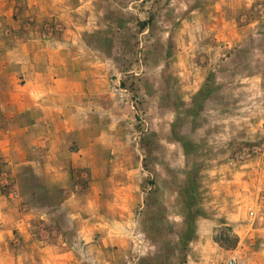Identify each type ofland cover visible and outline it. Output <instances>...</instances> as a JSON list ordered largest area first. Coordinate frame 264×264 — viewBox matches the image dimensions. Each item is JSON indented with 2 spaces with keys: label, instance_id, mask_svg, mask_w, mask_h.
<instances>
[{
  "label": "rangeland",
  "instance_id": "1",
  "mask_svg": "<svg viewBox=\"0 0 264 264\" xmlns=\"http://www.w3.org/2000/svg\"><path fill=\"white\" fill-rule=\"evenodd\" d=\"M0 264H264V0H0Z\"/></svg>",
  "mask_w": 264,
  "mask_h": 264
},
{
  "label": "crops",
  "instance_id": "2",
  "mask_svg": "<svg viewBox=\"0 0 264 264\" xmlns=\"http://www.w3.org/2000/svg\"><path fill=\"white\" fill-rule=\"evenodd\" d=\"M58 64L60 63H56L54 60H51L50 62L45 61L42 65L37 64V62L35 63V65H33L32 67L34 68V73H33V77L37 78L36 80V84H38L39 80L41 79V85L40 87H42V91L40 92H30L32 89H30V95H27V102L32 104L33 106H40L43 114L40 116V120L45 121V123H47L49 126H51L53 129H56L57 126L56 124H60L62 123V125H67L68 129H69V125L73 124V120L74 123L77 122V115L71 113L75 106L73 104V101H75L76 98V90H77V83L69 80L68 79H63L64 80V84H62V81L60 78H55V71L58 68ZM37 70H40L41 73L37 72ZM47 70H50V72H53V76L52 78H48V80H46V76L47 74L45 72H47ZM54 83H59L60 87L57 89L55 86L51 85ZM61 85H63V88L61 87ZM47 91V94L44 95L42 92ZM52 91L55 93H60L59 97H55L51 94H49L48 92ZM65 91V93H63ZM70 111V113H68ZM75 118V119H74ZM64 123V124H63ZM65 125V127H66ZM28 129H25V131H27ZM77 129H69L68 131H75ZM51 132V131H50ZM204 228L203 233H202V239L201 241H194L192 243V249L195 250L196 252V248L197 246H203L202 250L200 252H203L201 254V260H210L211 261V248H213L214 251V256L217 257L218 255V259H220L222 256V252L220 250V248H216L215 246V242H214V238H213V231H214V226H212L211 224L208 225H203L202 226ZM201 231V230H200ZM206 246H208L206 248ZM196 247V248H195ZM199 252V251H198ZM199 255V254H197Z\"/></svg>",
  "mask_w": 264,
  "mask_h": 264
},
{
  "label": "trees",
  "instance_id": "3",
  "mask_svg": "<svg viewBox=\"0 0 264 264\" xmlns=\"http://www.w3.org/2000/svg\"><path fill=\"white\" fill-rule=\"evenodd\" d=\"M235 237H236V236H235ZM216 241H217L218 244H220V246H221L222 248H225V249H232V248H234V245H235L236 243H238V239H237V237L235 238V244H234V245H231V246L225 244V242H224L223 239H217Z\"/></svg>",
  "mask_w": 264,
  "mask_h": 264
}]
</instances>
